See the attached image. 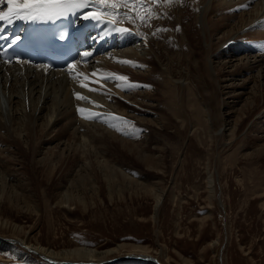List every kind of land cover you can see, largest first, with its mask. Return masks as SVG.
<instances>
[{
	"label": "bare ground",
	"instance_id": "6f19581e",
	"mask_svg": "<svg viewBox=\"0 0 264 264\" xmlns=\"http://www.w3.org/2000/svg\"><path fill=\"white\" fill-rule=\"evenodd\" d=\"M105 9L114 23L89 21L99 36L96 45L105 37L114 42L95 48L71 69L45 70L41 65L0 61V243L16 241L24 250L59 264L128 258L169 264L159 243L160 250L153 254L142 243L102 249L34 244L29 241L30 230L6 212L40 216L42 206L31 196L42 191H31L28 180L33 175H24L25 158L30 174L38 167L49 181L60 173L62 179L51 196L66 211L84 212L96 200L102 202L103 188L110 201L132 194L151 196L156 223L165 188L131 173L123 160L129 154L145 170L161 172L165 148L154 142L155 150L147 151L152 132L176 136L174 142L180 145L193 131L215 140L214 161L210 152L205 160V189L208 203L219 204L224 234L209 244H219L217 264H227L224 248L230 235L220 165L237 145L243 158L259 162L264 154V0H173L171 4L138 0L115 9L100 6L98 11L90 5L81 18L90 11L103 14ZM112 73L127 80L109 77ZM77 93L86 99H78ZM255 115L259 116L251 120ZM260 193L264 207V187ZM211 215L207 210L200 220ZM118 247L126 248L115 256ZM182 258L183 264H195Z\"/></svg>",
	"mask_w": 264,
	"mask_h": 264
},
{
	"label": "rangeland",
	"instance_id": "374dc122",
	"mask_svg": "<svg viewBox=\"0 0 264 264\" xmlns=\"http://www.w3.org/2000/svg\"><path fill=\"white\" fill-rule=\"evenodd\" d=\"M156 90H159V86ZM187 94L191 95V92ZM166 99L169 97L167 96ZM167 103L168 101L163 102L164 108L167 107ZM151 109H154V106ZM257 116L259 115H255L251 120ZM193 133L192 131L189 134L183 145L181 143L178 145L179 142H174L175 138L178 141V137L175 136L173 139L165 133L159 135L152 132L153 137L151 135L146 145L147 151L155 150L154 142L164 145L165 148L162 156L163 164L159 165L163 170L161 172L149 168L145 170L146 166L129 154H126L127 157L123 160L125 167H130L131 173L132 171L135 174L140 173L138 175L140 178L146 176L145 178L154 179L157 181L156 186L162 184L161 187L165 188L156 223L152 217L154 199L151 196L132 194L130 198L110 201L107 200L103 188L100 189L102 202L96 200L95 204L84 212L79 208L66 211V206L55 203V199L51 196L55 191V185L62 179L60 173H55L56 176L49 181L38 167H33V173L30 174V165L25 158H22L23 170L26 172L24 175L27 178L33 175V178L28 180L31 191H37L38 188V192L42 191L38 196H31L42 206L40 216L34 212L18 215L14 212H6V214L11 215L14 221L30 230L31 243H41L54 249L72 245L102 249L115 247L118 244L142 243L148 245L152 254L158 252L161 246L167 253L169 264H183L182 256L189 258L195 264H217L216 248L219 244L215 242L211 246L209 243L223 236L224 225L218 202L213 200L209 204L205 189L207 176L205 160L210 152L212 162L214 161L215 140L205 134H200L199 137L197 133L194 135ZM170 143L172 145L174 143L175 149L172 145H168ZM240 151L238 145L230 149L220 165V183L230 235L224 248V261L227 264H264V207L261 201L263 196L261 197L260 193L264 187V172L262 173L264 154L257 162L241 157ZM117 161L116 164H122L120 160ZM101 194L104 197H101ZM44 201L45 203L47 201V206ZM207 210L211 211V217L200 220ZM15 242L14 245L0 243V264H58L48 262L44 260L45 258L24 250ZM124 248L126 247H118V251L114 252L115 256H120L125 251ZM135 260L128 258L123 259L122 262L103 264H157L152 260Z\"/></svg>",
	"mask_w": 264,
	"mask_h": 264
},
{
	"label": "snow or ice",
	"instance_id": "6c2138e0",
	"mask_svg": "<svg viewBox=\"0 0 264 264\" xmlns=\"http://www.w3.org/2000/svg\"><path fill=\"white\" fill-rule=\"evenodd\" d=\"M138 0H0V4L7 5V11L0 10V21H6L11 24L13 18L17 20H27V21H45V20H55L61 16H66L71 12H75L81 8H88L90 5H96V10L98 11L100 6H110L115 9L121 4L124 6H130V4L137 3ZM153 2H159V0H153ZM164 3L171 4L173 0H163ZM150 11V10H149ZM109 14L107 9L103 14H96L95 11H90L85 14V19L102 20L104 15ZM127 16L128 13H123ZM141 20H145L146 17H140ZM113 23L115 21H112ZM163 30V29H161ZM123 31V30H121ZM6 38V37H5ZM20 37H15L12 43L9 45L11 47L16 44ZM90 53L85 52L84 56H88ZM124 63H132L131 61H123ZM47 68L48 66H42ZM72 65H69V69ZM95 75V73H93ZM109 77H116L118 79L127 80V77L117 76V74H109ZM98 83V81H97ZM82 87H87V85L82 84ZM119 86V85H118ZM131 86V85H129ZM90 91H97L98 89H89ZM78 99H86V97L81 96L79 93L76 94ZM79 111L84 112L85 109H79Z\"/></svg>",
	"mask_w": 264,
	"mask_h": 264
},
{
	"label": "water",
	"instance_id": "95a60500",
	"mask_svg": "<svg viewBox=\"0 0 264 264\" xmlns=\"http://www.w3.org/2000/svg\"><path fill=\"white\" fill-rule=\"evenodd\" d=\"M49 261H55V262H58V260H55V259H50V258H47ZM150 259H153V258H150ZM113 260V259H111ZM110 261V260H109ZM81 263H84V264H88V263H95L94 261H89V262H81Z\"/></svg>",
	"mask_w": 264,
	"mask_h": 264
}]
</instances>
